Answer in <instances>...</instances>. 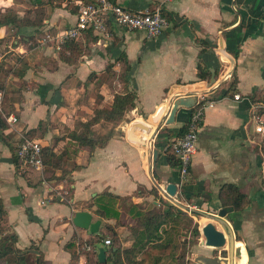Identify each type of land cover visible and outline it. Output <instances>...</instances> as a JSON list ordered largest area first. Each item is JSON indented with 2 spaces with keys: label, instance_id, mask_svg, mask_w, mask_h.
Listing matches in <instances>:
<instances>
[{
  "label": "crops",
  "instance_id": "1",
  "mask_svg": "<svg viewBox=\"0 0 264 264\" xmlns=\"http://www.w3.org/2000/svg\"><path fill=\"white\" fill-rule=\"evenodd\" d=\"M87 1L0 0V68L11 72L0 92L4 98L13 84L19 93L13 103L19 107L17 134L40 129L44 120L38 116L46 114L48 102L56 93L55 111L60 120H77L65 135L52 134L50 140L45 139L49 130L55 129L49 125L41 129L46 132L38 138L42 147L69 153L65 179L71 184L67 188L65 179L59 180L61 170L53 171L50 178L45 169L41 175H32L15 168L10 146H15L12 140L17 137L11 138L6 122L14 111L0 106V118L6 125L0 130V201L9 233L16 238L13 248L23 257V262L15 255L3 257L0 264H35L40 254L43 264H95L97 255L86 254L94 234L71 222L77 211L89 212L92 222H101L98 235L106 234L107 224L113 227L121 252L131 249L134 219L117 208L118 204V220L99 218L95 213L97 197L109 194L127 198L145 210L152 203L153 212L162 214L166 205H161V199L174 205L160 191L169 183L175 184L178 175L177 169L169 166L163 149L173 139L168 131L176 134L191 108H179L174 122L163 123L151 140L152 150L158 155L150 173L147 145L130 140L128 134L149 141L150 135L132 124L142 122L154 130V116L178 93L170 96V89L194 84L200 85L198 95L215 99L204 111L197 152L176 198L188 208L184 210L189 211L186 213L192 221L197 213L214 215L221 208L218 194L223 185L237 186L248 204L242 211L228 212L225 218L236 246L243 252L235 258V264H264V140L255 132L262 115L247 99L264 89V0H175L166 8L169 26L158 37L147 39L143 32L111 25L109 37L92 32L81 35L76 40L79 54L74 61L66 62L59 50L40 41L46 32L56 34L72 25ZM111 1L138 11L154 6L156 0ZM7 16L16 21L12 23ZM223 52L227 57L221 62ZM235 80L232 89L243 98L241 101H234L233 93L225 94ZM220 81L219 87H212ZM122 90L136 96L135 107L125 113V121H100L91 127L94 135L109 138L104 146L82 148L70 139L69 134L78 130L80 122L89 120L97 109L109 108ZM37 186L42 189L34 192ZM152 189L156 196L149 193ZM209 221L205 217L200 228ZM105 240L95 246L96 254L99 248H110ZM201 241L194 245L195 253L186 258L185 264H228L223 256L207 254L211 248ZM69 245L74 246L73 254ZM108 256L106 253L105 263H98L109 264ZM169 257L155 255L148 264H167L165 259ZM129 259L122 254L124 264H132ZM177 261L174 258L172 264Z\"/></svg>",
  "mask_w": 264,
  "mask_h": 264
},
{
  "label": "trees",
  "instance_id": "2",
  "mask_svg": "<svg viewBox=\"0 0 264 264\" xmlns=\"http://www.w3.org/2000/svg\"><path fill=\"white\" fill-rule=\"evenodd\" d=\"M12 23L14 20L11 16H7ZM64 51H68L69 54H64ZM79 54L78 45L76 40L65 43L59 49L60 58H62L66 62L74 61L73 58ZM234 56H237V51H235ZM11 72L6 69L0 68V90L5 87L6 78L9 76ZM236 80L232 84L231 88L228 89L225 94L233 93L235 89L234 87ZM135 99L136 96L133 92H126L125 90L120 91L113 98V101L109 108H100L94 111L93 116L87 120L86 122H80L78 126V130L72 131L69 134V137L72 141L77 143L80 147L93 149L97 146H104L109 140L108 137L96 136L91 132V127L100 121H106L109 123L118 124L125 121V113L135 107ZM215 98H213L214 100ZM250 99L256 103L261 100V93L256 96L253 95ZM192 108L190 111H192ZM187 122V121H186ZM186 122L183 126L178 130L176 134H172L171 131H168V135L174 138L181 137L186 131ZM6 125L4 121L0 118V130H5ZM36 129L29 130L28 133H35ZM45 130H42V135L45 133ZM173 135V136H172ZM167 149L163 151L166 155L167 162L170 167L174 169H178V160L175 158L174 154L171 151V143L167 142L165 144ZM11 156L13 163L15 164V168L19 170V163L17 161L15 155V146L14 144L10 146ZM42 156H43V164L45 173L50 174V178H53V171L61 170L62 176L59 180H64L67 175L66 163L69 156L67 150H63L60 153L53 152L51 147H42ZM66 186L69 188L71 184L70 180L65 179ZM150 194L156 196L157 192L155 189L149 191ZM98 203L97 208L95 209V213L99 218L103 219H119V212L115 210L116 204H118L119 209L128 212L130 216L134 219L133 233L135 235V240L133 246L129 250H121L116 247L118 238L115 229L108 224L106 225V234L98 235L94 234L91 236V240H89V250H86L87 256L89 254L97 255L95 252V246L99 244L101 239L105 240L109 238L110 240V248L105 251L107 253L109 264H124L122 260V254L126 258H131L132 264H148L152 261V257L155 255H170L172 245L174 244V236L175 232L172 227V222L175 223L179 220L180 213L179 211L175 212L174 207L172 205L166 204L167 211L165 213H156L153 212L151 207H153L152 203L150 204V208L145 210L140 204H132L129 199H121L109 194H103L97 197ZM218 199L222 202L221 207L226 208L229 212L231 211H242L247 206V198L246 195L243 194L239 188L235 185L228 184L223 185L218 194ZM196 215H199L198 213ZM0 235L2 232L5 233L3 237H0V259L3 257L9 258L8 256H17L19 257V261L23 262V257H20V254L17 250L13 248V244L16 240L15 236L9 233V228L5 223V212L0 201ZM173 228V229H172ZM193 234L199 237V231L197 226H194ZM71 248H70V247ZM70 252L73 254L74 246L69 245ZM32 249V248H31ZM223 257H226V252H221ZM137 255H140V261L136 260ZM35 264H43V255L40 254L36 258ZM95 264L98 263V259H95Z\"/></svg>",
  "mask_w": 264,
  "mask_h": 264
},
{
  "label": "built area",
  "instance_id": "3",
  "mask_svg": "<svg viewBox=\"0 0 264 264\" xmlns=\"http://www.w3.org/2000/svg\"><path fill=\"white\" fill-rule=\"evenodd\" d=\"M175 0H156L155 5L138 11H131L111 0H89L83 3L76 15L75 22L56 34L46 32L41 39L42 44H50L59 50L67 42L77 40L81 35L92 32L103 37L110 36V26L114 25L125 31L143 32L147 39H153L161 35L169 26L168 16L166 15L167 6ZM234 101H241L243 98L236 94ZM251 107L255 112H261V119L255 126V132L264 140V89L261 91L260 102L252 103ZM3 94L0 92V106L2 104ZM213 105L212 98L198 95L195 97L194 108L187 119L186 131L179 137L174 138L171 143V151L178 160L176 195L178 189L182 188L188 177L189 169L192 164L193 156L197 152L198 134L203 122L204 111ZM191 108V109H192ZM263 117V118H262ZM13 133L16 118L9 116L6 119ZM14 139L15 155L21 170H31L32 172H43L42 145L40 141L29 139L22 134H17ZM167 147L164 146L163 151ZM162 194L170 202L165 191V186L161 188ZM173 197L178 201V199ZM188 209V208H187ZM106 246L110 245V240L104 241ZM89 250L90 247L86 246Z\"/></svg>",
  "mask_w": 264,
  "mask_h": 264
},
{
  "label": "water",
  "instance_id": "4",
  "mask_svg": "<svg viewBox=\"0 0 264 264\" xmlns=\"http://www.w3.org/2000/svg\"><path fill=\"white\" fill-rule=\"evenodd\" d=\"M223 57L220 58L221 62L227 57L223 52ZM230 64V68H231ZM221 81L217 82L212 87H219ZM200 85L194 84L191 86H175L170 89L169 95L171 96L174 92H178L172 96L171 100L168 102L166 107L160 108L156 115L153 118V123H157V126L154 130L151 131V128L142 123V122H134L131 127L136 128L139 131H142L145 135H150L149 141H146L145 138L140 137L136 138L131 133L128 134L130 140L137 142L141 145H147V158L149 160V173L151 172V165L156 161L158 151L152 150L151 140L154 138L155 134L161 128L162 124L170 125L174 122L176 111L179 108L190 109L195 104V94L198 93ZM194 91V92H193ZM196 91V92H195ZM163 113L161 119L160 116ZM159 119V120H158ZM132 129V128H131ZM162 192V189L160 188ZM165 191L168 194V198L170 201L177 207L181 209H186L187 207L182 206L179 202L174 199L176 195V187L173 183H169L165 186ZM228 210L226 208H220L217 211V214L210 215L204 214V216L210 221L204 224L200 228V234L202 237L201 244L205 247L211 248L213 250H224L226 246H228L227 251V261L228 264H234V247H235V238L232 229L229 224L226 222L225 218L228 214ZM71 222L73 226L82 230H88L91 234H96L99 231V227L101 222L96 220L92 222V215L86 211H77L71 217ZM219 224L222 230H219L215 224ZM225 251V250H224ZM97 259L99 263H105V250L103 248H99Z\"/></svg>",
  "mask_w": 264,
  "mask_h": 264
},
{
  "label": "rangeland",
  "instance_id": "5",
  "mask_svg": "<svg viewBox=\"0 0 264 264\" xmlns=\"http://www.w3.org/2000/svg\"><path fill=\"white\" fill-rule=\"evenodd\" d=\"M9 63L12 64V61H10ZM15 89H16V87H14L13 84H11V88H9L8 90H6L4 92V98H3L2 104H1L3 109L6 108L8 110L9 107H12V109H13L12 111H14L12 114L17 119L16 123H15L16 125L14 124V126H13L15 129L13 130V133L11 132V134H13L11 137L12 139L14 137L18 138L16 128H17V124H19L18 122H20L19 118L17 116L18 115L17 111L19 110L18 109L19 107L17 105L15 106V104H13V103L17 102V100L19 98V93L17 94L15 92L16 91ZM58 96H59L58 93H56V97H54V99H52L53 96H51V98L48 102V103H50V107L47 109L46 114L44 112L39 114L38 117H41L44 120V121H42V123L40 125V129H38L35 133H28V134L23 133L22 135H24L25 137H27L29 139L38 140L39 136L41 135V129H46L47 127H49V125L55 126V129L49 130V132H48L49 134L48 133L46 134L45 139H47V140L51 139L52 134L65 135L69 131V129H68V128H70L69 125L73 126L77 122V120L71 121V122H68V121L64 122V121L60 120V115H59V113H57V109L55 111V108H57V106H58L56 104ZM20 125H22V124L20 123ZM22 132H25V129H23ZM12 141L14 142V140H12ZM15 150H16V148H15ZM19 169H20V166H19ZM20 171L24 172V173L29 172L30 174L34 175L31 170H21L20 169ZM39 189H42V188L37 186V187H35V189L33 191L37 192ZM166 202L167 201H162V199H161V205L168 204ZM219 204L222 205V202L220 200H219ZM247 204H248V202H247ZM172 206L174 207L175 212L179 211L183 215L180 214V218L177 222H175V223L172 222V227L175 230V232L173 233L175 242L171 248L172 251L169 255L170 259L166 258L165 263L172 264V263H174V258H175L176 261L178 260L177 261L178 264L179 263L185 264L186 258L191 257V255L193 253H195L194 245L197 242L201 241V239H202L199 228H200L201 223L204 221L205 216H204V214L195 216V218L192 219V221H191V219L188 215L189 214L188 210L186 211V212H188V214H187L184 209H180L179 207H176L174 205H172ZM167 209H165V211H167ZM217 211L218 210H215V214H217ZM190 214H192V213L190 212ZM194 226H197V228H198L199 237H197L193 234ZM0 227H2V226H0ZM0 230H2V229L0 228ZM7 234H11V233H7ZM4 235H5V233L2 232L0 237H3ZM222 251H224V250L207 249V254H209L211 256H222V254H221ZM227 251H228V246H226V250H225L226 257H224V258H226V259H227ZM8 257L10 258V256H8Z\"/></svg>",
  "mask_w": 264,
  "mask_h": 264
},
{
  "label": "bare ground",
  "instance_id": "6",
  "mask_svg": "<svg viewBox=\"0 0 264 264\" xmlns=\"http://www.w3.org/2000/svg\"><path fill=\"white\" fill-rule=\"evenodd\" d=\"M209 93H212V91H210ZM209 93H208V94H209ZM205 94H207V93H205ZM234 250H235V252H234V264H235V258H236V257H241L242 254H243V252H242V248H241V247H237V246H236V243H235ZM239 261H240V260H239Z\"/></svg>",
  "mask_w": 264,
  "mask_h": 264
}]
</instances>
